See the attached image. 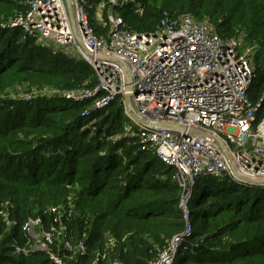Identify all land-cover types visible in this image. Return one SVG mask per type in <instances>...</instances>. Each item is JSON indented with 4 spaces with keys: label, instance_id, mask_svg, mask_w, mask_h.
I'll use <instances>...</instances> for the list:
<instances>
[{
    "label": "trees",
    "instance_id": "16d2710c",
    "mask_svg": "<svg viewBox=\"0 0 264 264\" xmlns=\"http://www.w3.org/2000/svg\"><path fill=\"white\" fill-rule=\"evenodd\" d=\"M28 1L0 0V21L26 12ZM166 11L208 17L219 37H239L242 49L254 47L248 96L254 103L263 98L257 119H264V0H145L144 15L130 7L121 15L128 29L152 33ZM19 81L66 90L97 83L86 61L39 48L20 29L0 28V91ZM89 104L47 97L0 101V202H12L17 223L7 231L0 218V264H54L44 252L15 255L11 245L26 244L22 229L33 209L58 205L71 191L78 202L68 225L74 239L87 237L91 255L85 263L104 250L106 234L119 242L115 258L146 264L183 231L174 169L140 151L134 139L111 140L125 134L120 99L95 114L98 128L91 136L82 117ZM198 185L202 193L192 209L189 240L196 248L181 252L175 264H264V187L228 177L203 178Z\"/></svg>",
    "mask_w": 264,
    "mask_h": 264
},
{
    "label": "built area",
    "instance_id": "2783aa9c",
    "mask_svg": "<svg viewBox=\"0 0 264 264\" xmlns=\"http://www.w3.org/2000/svg\"><path fill=\"white\" fill-rule=\"evenodd\" d=\"M70 1L84 49L65 0H29L26 12L0 21V28L20 29L24 39L92 67L94 88L86 81L60 93L61 99L74 103L90 101L82 113L85 119L104 112L118 99L124 106V94L132 89L133 105L145 124L124 109V122L129 124L125 131L140 151L174 169L172 181L181 190L179 209L185 222L183 231L146 264H175L181 252L196 248L189 240L194 235L192 202L199 180L228 177L264 187L240 181L231 168L233 164L243 175L264 179V119H257L263 98L254 103L248 96L255 76L250 55L254 47L242 51L239 37L221 38L208 17L197 19L191 14L166 11L152 33L128 29L121 10L130 7L142 16L145 0ZM193 128L209 136L194 133ZM67 207L53 205L29 216L22 229L26 244L15 242L14 254L44 252L54 264H86L91 255L87 237L74 239L68 224L77 210ZM12 209V202H0L7 231L17 226ZM118 245L113 235L106 234L104 250L94 252L89 264H125L113 256Z\"/></svg>",
    "mask_w": 264,
    "mask_h": 264
},
{
    "label": "rangeland",
    "instance_id": "374dc122",
    "mask_svg": "<svg viewBox=\"0 0 264 264\" xmlns=\"http://www.w3.org/2000/svg\"><path fill=\"white\" fill-rule=\"evenodd\" d=\"M89 14H90V12H89ZM91 22L96 27L94 21L91 20ZM78 44H79V42H78ZM35 45L38 46L39 48H42L39 45V43L36 41H35ZM43 49H47L48 51L53 53V50H51L52 48H43ZM242 51H245V49H242ZM56 54H58V53H56ZM56 54H54V55H56ZM251 54H253V53H250V55ZM70 55H72V53H70ZM62 89H63L62 87H53V86H50L48 84L36 86L35 84H32L31 82L19 81L15 84H12V86H10V87H7L4 91H0V101H20V100H23L26 102H30L36 97L60 98L61 99L62 97H61L60 93L63 92V91H61ZM32 92L36 93L37 96L34 97V94ZM105 113H106V110H105ZM86 120H89V122L85 126V128L90 129V132L92 133L91 136H94L95 132H96V127L98 128L97 124L95 125V122L97 120L96 115L89 117ZM124 125L128 127L129 124L125 122ZM130 136L131 135H128L127 132L125 131L124 135H118V136L112 138L111 140H121L123 138H126L127 140L132 141L133 140L131 138L132 136L131 137ZM201 190H202V187L200 185H198L196 190H195L194 201L192 202V209H194L196 207V205L199 203L201 193H202ZM77 202H78L77 194L75 193V191H71V193L68 195V197L60 204H65V205L69 206V207H67V209H70V207L71 208H77L76 207ZM42 210H43L42 207H36L35 209L32 210V214L36 213L38 215V214H40V212H42ZM12 245H11V247H12ZM89 263L90 262H86V264H89Z\"/></svg>",
    "mask_w": 264,
    "mask_h": 264
},
{
    "label": "water",
    "instance_id": "95a60500",
    "mask_svg": "<svg viewBox=\"0 0 264 264\" xmlns=\"http://www.w3.org/2000/svg\"><path fill=\"white\" fill-rule=\"evenodd\" d=\"M66 2V5H67V8H68V12H69V16H70V20H71V23H72V26H73V30H74V33H75V36L77 37V41L79 42L81 48L84 49V45L78 35V32H77V25H76V21H75V16H74V10H73V7H72V4H71V1L70 0H65ZM124 109H125V112L132 118L138 120L139 122L145 124L142 120V118L139 116L138 112L136 111L134 105H133V92H132V89H128L125 94H124ZM169 127V126H168ZM172 128V127H170ZM192 132L194 133H198L200 134L201 136H204V137H208L209 134L206 133V132H202V131H199L198 129H191ZM231 168H232V171L234 172L235 176L242 182H245L247 184H252V185H261V184H264V179H256V178H251V177H248L246 175H243L242 173L238 172L236 170V168L233 166V164H231Z\"/></svg>",
    "mask_w": 264,
    "mask_h": 264
}]
</instances>
